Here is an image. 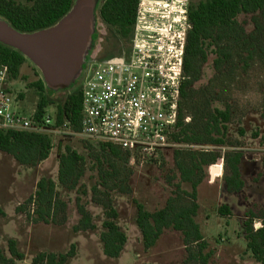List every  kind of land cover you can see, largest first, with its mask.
I'll return each instance as SVG.
<instances>
[{
	"label": "trees",
	"instance_id": "1",
	"mask_svg": "<svg viewBox=\"0 0 264 264\" xmlns=\"http://www.w3.org/2000/svg\"><path fill=\"white\" fill-rule=\"evenodd\" d=\"M74 1L26 0L25 4L15 0H0V17L18 31L36 32L55 25L72 8ZM137 5L138 0H97L95 32L90 53L99 37V22L103 23L120 41H130ZM257 11L264 12V0H206L201 1L195 7L190 6L192 28L188 35L184 64L187 78L182 85V102L178 122L170 136V140L174 143L185 145H226L228 143V125L232 120L230 106L211 107L213 102L211 97L215 90L208 93L205 91L196 93L193 85L200 79L201 66L209 59L210 52L214 55L215 77L217 80L221 79V75L225 72V64L233 58L230 41L233 33L240 28L239 15ZM253 47V52L248 56L259 58L261 62H264V33L259 40V45ZM117 48L109 54V58L116 56L118 51L124 50L121 45ZM26 60L27 58L20 51L0 42V65L8 66L10 78L14 79L19 76L20 69ZM79 84L80 82L75 80L67 88L51 90L47 88L41 76V79L33 84L41 95L34 119L45 123L47 108L55 104L51 93L69 91L56 105L55 116L52 123L48 124V128L66 127L80 132L82 92ZM184 109L191 112L190 122H185ZM239 132L244 134L243 129ZM254 136L256 137L257 134ZM100 148L103 152H108L111 159L102 161L96 157L98 180L91 187V201L101 207L104 216L103 231L100 234L104 255L110 259H118L128 237L117 223L119 212L114 207L111 193L116 192L123 196L131 194L129 179L132 171L120 166V160H124L126 156L129 161L131 155L109 141H101ZM52 149L53 142L48 131L0 129V152L12 156L20 166L40 164L48 159ZM219 157L218 154L209 150H175V166L182 182L190 183L191 191H181L178 185V190L169 197L165 206L153 212L148 211L143 204L134 200L135 220L141 233L144 251L152 249L165 230L172 229L181 233L186 249L187 256L181 264L210 263L215 252L210 248L209 242L205 239L196 221L199 211L197 192L206 168L217 162ZM223 158L225 171L222 178L226 191L233 194L241 193L244 188L240 169L243 153L232 151ZM58 161V184L65 190H76L77 192L76 206L79 222L73 226L72 231L79 233L96 230L94 217L82 201V196L87 194V188L84 185L79 186L85 174V157L77 150L66 146L65 152L59 155ZM67 208V202L57 190V183L50 178L43 177L37 182L35 192L22 202L16 211L23 214L30 224L64 226L68 221ZM219 213L231 215V210L223 205L219 208ZM256 219L264 222V208L257 203H252L246 210L242 221L247 241L246 252H249L257 263L264 264V224L256 229L254 227ZM9 249L12 258L6 257L0 249V264H14V258H23L15 241H9ZM75 255L76 247L72 245L70 250L64 254L38 253L31 264H70V259Z\"/></svg>",
	"mask_w": 264,
	"mask_h": 264
},
{
	"label": "rangeland",
	"instance_id": "2",
	"mask_svg": "<svg viewBox=\"0 0 264 264\" xmlns=\"http://www.w3.org/2000/svg\"><path fill=\"white\" fill-rule=\"evenodd\" d=\"M15 1L27 3L26 0ZM201 1L206 0H189L192 7ZM238 21L240 28L233 33L230 41L233 58L225 64L221 79L217 80L215 77L214 55L210 52L209 59L201 66L200 79L193 85L196 93L215 90L211 97V107L230 106L232 120L228 125V143L185 145L170 140L168 148L144 164L137 158L132 163L126 156L124 160H120L121 167L132 171L129 179L131 194L123 196L116 192L111 193L114 207L119 212L117 223L128 237L120 257L110 259L104 255L100 239L104 216L101 207L91 201V187L98 180L96 157L102 161L110 160L111 157L108 152L101 150V141L90 140L73 129L49 131L53 149L48 159L41 162L42 165L20 166L12 156L0 153V249L6 257L12 258L9 241L13 240L23 255L21 259L14 258V264H31L35 255L41 252L64 254L72 245L76 247V255L70 259V264H181L187 254L182 235L175 230H165L152 249L143 250L141 233L135 220L134 200L153 212L165 206L169 197L178 190V185L181 191H191L190 183L182 182L174 161V151L183 149L209 150L220 156L217 162L206 168L197 192L199 211L196 221L210 248L215 252L209 264H260L246 252L247 241L242 221L252 203L264 208V62L248 56L253 52V46L259 45L264 33V12L242 13ZM98 32V40L92 52L88 53L89 60H107L109 54L118 49L119 45L124 49L129 46V41H120L101 22L98 23ZM122 51L123 49L118 51V54ZM40 79L41 74L28 59L22 65L19 76L10 78L11 86L16 92V111L32 114L36 110L41 95L33 84ZM68 93L69 91L51 93L55 104L47 108V113L53 118L56 105ZM184 114L185 122H190L191 112L184 109ZM240 129L244 130V134L239 132ZM66 146L85 157V174L79 186L84 185L87 188V194L82 196V201L94 217L97 225L94 231H72L73 226L79 222L77 192L65 190L58 184L59 155L65 152ZM232 151L242 152L245 162L242 176L244 188L238 194L227 192L222 178L225 171L223 157ZM216 164L222 165V171L211 174L210 168ZM248 168H253V173H247ZM43 177L57 183V190L68 204V221L64 226L30 224L23 214L16 211L35 192L37 182ZM223 205L229 207L231 215L219 213V208ZM258 223L264 224L262 220L256 219L254 225Z\"/></svg>",
	"mask_w": 264,
	"mask_h": 264
},
{
	"label": "built area",
	"instance_id": "3",
	"mask_svg": "<svg viewBox=\"0 0 264 264\" xmlns=\"http://www.w3.org/2000/svg\"><path fill=\"white\" fill-rule=\"evenodd\" d=\"M189 0H138L128 48L107 60H89L80 79L82 136L109 141L144 164L170 146L178 122L190 22ZM7 65H0V129L51 131L14 109ZM67 129L66 127L60 130ZM220 167L222 165H213ZM256 229L263 225H254Z\"/></svg>",
	"mask_w": 264,
	"mask_h": 264
},
{
	"label": "water",
	"instance_id": "4",
	"mask_svg": "<svg viewBox=\"0 0 264 264\" xmlns=\"http://www.w3.org/2000/svg\"><path fill=\"white\" fill-rule=\"evenodd\" d=\"M96 4L75 0L55 25L36 32L18 31L0 17V42L20 51L39 70L47 88H67L79 78L92 47Z\"/></svg>",
	"mask_w": 264,
	"mask_h": 264
},
{
	"label": "crops",
	"instance_id": "5",
	"mask_svg": "<svg viewBox=\"0 0 264 264\" xmlns=\"http://www.w3.org/2000/svg\"><path fill=\"white\" fill-rule=\"evenodd\" d=\"M0 153H3V152H0ZM44 162H42V163H44ZM42 163H41V165H42ZM240 169H241V174L243 176L244 175V170H245L244 155H243V159H242L241 164H240ZM253 170H254L253 168L251 170H250V168H248V169H246V172L247 173H253ZM79 233H85V232H79Z\"/></svg>",
	"mask_w": 264,
	"mask_h": 264
},
{
	"label": "flooded vegetation",
	"instance_id": "6",
	"mask_svg": "<svg viewBox=\"0 0 264 264\" xmlns=\"http://www.w3.org/2000/svg\"><path fill=\"white\" fill-rule=\"evenodd\" d=\"M88 62H89V54L86 56V58H85V60H84L81 74H80L79 78L77 79L78 82H80V79H81L82 73H83L84 69L86 68Z\"/></svg>",
	"mask_w": 264,
	"mask_h": 264
},
{
	"label": "bare ground",
	"instance_id": "7",
	"mask_svg": "<svg viewBox=\"0 0 264 264\" xmlns=\"http://www.w3.org/2000/svg\"><path fill=\"white\" fill-rule=\"evenodd\" d=\"M215 168H216V169H215ZM215 168H214V169H215V170H214V171H215L214 173L219 172L220 167L218 166V167H215Z\"/></svg>",
	"mask_w": 264,
	"mask_h": 264
}]
</instances>
